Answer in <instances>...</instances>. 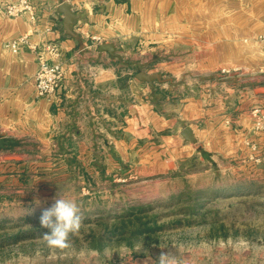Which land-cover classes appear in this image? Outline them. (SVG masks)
Instances as JSON below:
<instances>
[{
    "label": "crops",
    "instance_id": "1",
    "mask_svg": "<svg viewBox=\"0 0 264 264\" xmlns=\"http://www.w3.org/2000/svg\"><path fill=\"white\" fill-rule=\"evenodd\" d=\"M15 1L0 0V137L21 144L0 149V211L92 194L99 179L164 175L199 149L264 155L252 114L264 109V0H68L78 37L64 28L66 0H31L35 20L8 15ZM26 33L39 47L60 42L65 76L52 96L37 95L35 51L4 46ZM141 70L164 81H142Z\"/></svg>",
    "mask_w": 264,
    "mask_h": 264
},
{
    "label": "rangeland",
    "instance_id": "2",
    "mask_svg": "<svg viewBox=\"0 0 264 264\" xmlns=\"http://www.w3.org/2000/svg\"><path fill=\"white\" fill-rule=\"evenodd\" d=\"M110 185L99 179L92 194L45 203L36 196L38 208L19 216L0 211V264H135L161 251L178 264H264V155L246 160L199 149L172 172ZM58 197L74 200L82 216L64 250L46 246L39 221ZM141 223L156 229L134 234ZM117 225L124 231L113 234Z\"/></svg>",
    "mask_w": 264,
    "mask_h": 264
},
{
    "label": "built area",
    "instance_id": "3",
    "mask_svg": "<svg viewBox=\"0 0 264 264\" xmlns=\"http://www.w3.org/2000/svg\"><path fill=\"white\" fill-rule=\"evenodd\" d=\"M5 10L10 16H18L21 13L27 12L31 20H35L37 16L31 0H17L8 3ZM46 30L51 31L52 27H47ZM93 39L98 43L102 42L101 37L98 35L93 36ZM260 40L264 41V34L260 36ZM4 46L12 52H18L22 47H28L35 51L39 64L35 75L38 96H52L62 87L65 71L63 63L60 60L62 51L58 40L49 41L42 47H39L30 41V34L26 33L18 38L5 42ZM252 114L255 118L254 128L256 130H264V109L261 106H256L252 109ZM256 149L257 147L254 146V150ZM135 264L147 263L145 261H138Z\"/></svg>",
    "mask_w": 264,
    "mask_h": 264
},
{
    "label": "clouds",
    "instance_id": "4",
    "mask_svg": "<svg viewBox=\"0 0 264 264\" xmlns=\"http://www.w3.org/2000/svg\"><path fill=\"white\" fill-rule=\"evenodd\" d=\"M39 221L41 227L48 229L43 233L42 239L52 249H69L72 246L71 236L82 227V216L77 203L62 197L54 199L52 205L42 211ZM147 264H178V261L174 254L161 251L155 260L150 258Z\"/></svg>",
    "mask_w": 264,
    "mask_h": 264
},
{
    "label": "water",
    "instance_id": "5",
    "mask_svg": "<svg viewBox=\"0 0 264 264\" xmlns=\"http://www.w3.org/2000/svg\"><path fill=\"white\" fill-rule=\"evenodd\" d=\"M59 12L63 14L64 16V28L67 31L68 34L72 35L73 37H78V34L75 32V24L79 18V15L74 12L73 5L68 0L63 1L59 5ZM99 49L101 51H109V53L113 56L117 55L116 52V45L113 42H104L100 45ZM137 78H139L142 81H147L151 84H154L156 80L163 82L164 79L162 78L161 73H153L148 74L146 71H139L136 74ZM264 89V87L262 88ZM183 136L186 140L195 142V136L193 134V130L191 127L187 126L183 130ZM21 144V141L13 138L3 135L0 137V149H14L16 146H19Z\"/></svg>",
    "mask_w": 264,
    "mask_h": 264
},
{
    "label": "trees",
    "instance_id": "6",
    "mask_svg": "<svg viewBox=\"0 0 264 264\" xmlns=\"http://www.w3.org/2000/svg\"><path fill=\"white\" fill-rule=\"evenodd\" d=\"M142 210H143V209H141L140 212H142ZM123 224H124V223H123ZM141 224H142V226H138L137 228H135L134 230H132L134 234H136V233H139V234H149L150 232H152L153 230L156 229V227H151V226H149V225H144V223H141ZM120 229H122V226H121V225H120V226L117 225V226L114 228V232H113V234H118V233L124 231V229H122V231L118 232V230H120ZM129 244L131 245L132 243L129 242Z\"/></svg>",
    "mask_w": 264,
    "mask_h": 264
}]
</instances>
